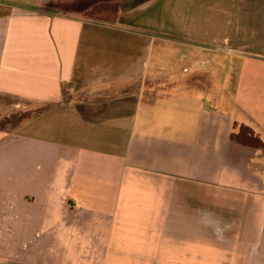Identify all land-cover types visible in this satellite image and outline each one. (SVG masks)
Masks as SVG:
<instances>
[{"label": "crops", "instance_id": "0c3cea01", "mask_svg": "<svg viewBox=\"0 0 264 264\" xmlns=\"http://www.w3.org/2000/svg\"><path fill=\"white\" fill-rule=\"evenodd\" d=\"M88 1L0 0V98L50 107L0 129V264H264V151L237 141L264 143V0L49 9ZM177 48L215 54L218 111L206 80L150 67Z\"/></svg>", "mask_w": 264, "mask_h": 264}, {"label": "rangeland", "instance_id": "374dc122", "mask_svg": "<svg viewBox=\"0 0 264 264\" xmlns=\"http://www.w3.org/2000/svg\"><path fill=\"white\" fill-rule=\"evenodd\" d=\"M98 1L101 0H94V4H96ZM143 0H109V3L106 7L104 6H96L94 8V14L99 17H105L110 20H114L117 16L121 15L122 13H126L131 11V6L141 2ZM120 3L122 5H125V7L121 8V11H118V14H116V4ZM78 6V5H77ZM127 6V7H126ZM80 10L79 7L76 9H73L72 7H63V12H73ZM74 13V12H73ZM117 15V16H116ZM171 49V48H170ZM158 50H154L151 56L150 60V67L154 68L155 63L157 61H162L163 65L166 66L168 69L172 70L169 76L172 78L165 77L163 74L162 77L158 76V79L160 81H178L181 80L183 77H190L191 80H197L198 78L203 81L206 80L207 84L209 83L210 88L207 93V99H206V108H210L213 111H218V106H215L213 101V80L217 78L218 73L215 72L214 69V56L215 54L213 52L208 51H193L190 56L183 59V57L180 55V49L177 48L176 52H171L166 56H160ZM219 58V57H218ZM221 60H224L221 59ZM182 68V69H181ZM180 69V70H179ZM211 91V92H210ZM67 99H77L79 103L84 105L87 110H95V108L100 109L102 105L107 102L110 98H107L106 96H97L95 98H91L90 96H87L85 94L80 93H74L70 90H65L64 98L63 100ZM45 107L39 108L38 106H27L23 105L21 103L16 102L15 100L9 99V98H0V129L4 130H15L21 126L20 122L24 121L28 117L31 116V114L34 112H38L39 110H43ZM97 109V110H98ZM102 116V115H101ZM100 115H96L95 117H101ZM263 157L260 159L262 160ZM230 162V161H229ZM242 163V162H241ZM244 164V163H242ZM246 170V171H245ZM241 176L245 179L251 182L252 184L257 187L256 179L255 177H252L251 173L247 171L245 168H241L240 170ZM255 173H257L259 176L262 177L263 183H264V161L261 162V168L256 169ZM250 193V192H249ZM252 197V196H250Z\"/></svg>", "mask_w": 264, "mask_h": 264}, {"label": "trees", "instance_id": "16d2710c", "mask_svg": "<svg viewBox=\"0 0 264 264\" xmlns=\"http://www.w3.org/2000/svg\"><path fill=\"white\" fill-rule=\"evenodd\" d=\"M94 0H89L88 2H78V3H74V4H69V5H65V4H55V5H51V8H49L52 11L55 12H63L62 8L63 7H72L73 9H76L77 7L80 8V10L78 11H73L74 13H81L83 15H85V17H88L90 19H94V20H99V21H103V22H108V23H113L116 21L117 17L114 20H110L107 19L105 17H99L96 16L94 14V8L95 5L96 6H104L106 7L109 3V0H101L98 1L96 4H94L93 2ZM116 6V14H118V11H121L123 7H125V5L118 3H115ZM78 5V6H77ZM127 7V6H126ZM50 107L45 106V108L42 110H39L38 112H33L31 114L30 117H28L27 119H25L24 121L20 122V124L24 123L25 121H28L34 117H36L37 115H39L40 113L44 112L45 110L49 109ZM237 141L240 142L241 144H245L248 145L251 148H245L251 151H257V150H263L264 151V143L261 141V139L255 135L254 131L247 127V126H241L240 128V132L237 135Z\"/></svg>", "mask_w": 264, "mask_h": 264}]
</instances>
